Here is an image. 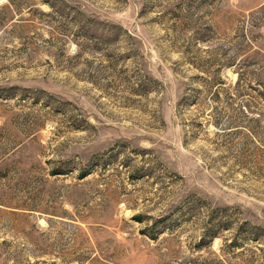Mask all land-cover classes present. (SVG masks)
I'll return each instance as SVG.
<instances>
[{
    "label": "rangeland",
    "instance_id": "374dc122",
    "mask_svg": "<svg viewBox=\"0 0 264 264\" xmlns=\"http://www.w3.org/2000/svg\"><path fill=\"white\" fill-rule=\"evenodd\" d=\"M0 264H264V0H0Z\"/></svg>",
    "mask_w": 264,
    "mask_h": 264
}]
</instances>
